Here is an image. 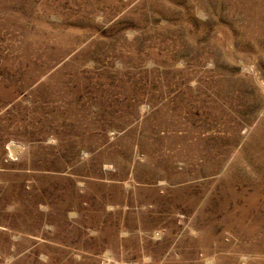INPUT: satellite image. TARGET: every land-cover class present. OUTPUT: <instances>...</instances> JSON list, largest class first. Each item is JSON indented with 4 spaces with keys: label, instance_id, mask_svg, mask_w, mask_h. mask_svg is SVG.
<instances>
[{
    "label": "rangeland",
    "instance_id": "1",
    "mask_svg": "<svg viewBox=\"0 0 264 264\" xmlns=\"http://www.w3.org/2000/svg\"><path fill=\"white\" fill-rule=\"evenodd\" d=\"M0 264H264V0H0Z\"/></svg>",
    "mask_w": 264,
    "mask_h": 264
}]
</instances>
